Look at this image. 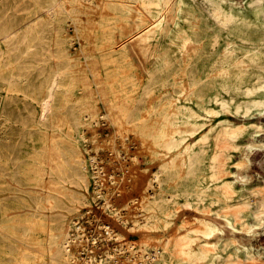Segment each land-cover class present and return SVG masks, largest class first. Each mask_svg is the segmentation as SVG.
<instances>
[{"label": "bare ground", "instance_id": "bare-ground-1", "mask_svg": "<svg viewBox=\"0 0 264 264\" xmlns=\"http://www.w3.org/2000/svg\"><path fill=\"white\" fill-rule=\"evenodd\" d=\"M103 1L108 9L121 17H125V13L133 7L130 2L133 0ZM193 1L196 2V0ZM201 1L207 3L208 15L212 17V23L204 19L201 6L190 5L188 0H180L177 5L176 17L173 18L172 26L167 32L163 33V21L159 17L160 19L153 22L154 25H148L130 37L131 39L135 36L134 39L143 48L145 56L151 54L154 57L150 62L151 66L147 68L148 74L143 85V95L155 90L156 84L165 80L169 74H176L179 67H175L174 64L178 60H182L183 72L190 79L189 92L185 93L188 98L194 95L196 101L201 104L210 101L212 97L226 111L232 109V101L235 103L236 111H240V107L243 108L242 112L245 116L251 114L247 108L257 106L258 113L261 114L264 112V62L259 61L258 58L264 51V35L262 34L263 37H261L262 42L257 43L253 34H257L258 31L250 27L259 22H261V26H264V0ZM68 4L69 0H32L27 5L17 0L14 6H11L8 0H0V9L7 6L5 9L7 17L0 24V58L11 57L8 60H0V234H6L4 222L7 221L8 210L5 208L4 202L9 196L8 187L18 189L21 186L18 170L19 158H16L12 149L7 147L10 135L17 126L16 121L20 118L14 115L16 110H13L12 106H16L21 100L17 98L18 93L23 96L30 95L28 86L31 87L32 83L28 81L39 80L37 85L41 88V92L36 98V106L30 110V116L42 131L44 145L38 156L40 162L37 166L38 188L34 196L27 200L29 208L27 213H29L31 221L40 226L39 232L47 235L45 248L50 254V258L57 262L56 264H60L58 263L60 261L63 264H75L74 248L76 250L78 246L86 244L88 237L86 238L85 228L77 221L78 218L73 216L77 213L81 214L77 209L80 205L87 204L90 182L94 181L95 185L100 184L99 179L103 175L100 164L98 163L96 167L94 165L96 156L90 159L91 164L88 159H85L83 154V149H85L84 132L79 113L75 108L69 110L67 114L68 129L66 133L53 132V111H57L56 96L66 86L65 67L53 66L48 59L55 53L60 57L67 55L65 49H57L53 53V25L61 23L62 11L66 10ZM142 6L148 9L152 16L159 12L157 0H142ZM232 22L244 25L246 34L228 36L221 42L220 35L213 25L225 26ZM261 32H264V28ZM195 42H198V45L193 44ZM120 49L125 50L126 45L122 44ZM34 54L43 57V66L38 62L18 60L21 56ZM194 57L197 58L193 59ZM202 59L203 62H201ZM33 72L42 75L28 76ZM25 74L27 75L25 76ZM211 75H214L213 84L209 80ZM211 87L215 89L212 94L209 93ZM222 90L228 93L230 102L221 95ZM177 116L185 117L188 125L185 131L187 135L195 134L202 126L198 123L200 114L188 104L176 105L169 121L173 122ZM249 127L254 132L252 139L241 144L237 143L236 138L244 134L248 136L251 133ZM215 128L213 126L204 132L196 142L186 144L183 150L176 152L153 171L145 190L150 187L154 188V191L150 196L143 194L142 198L139 197L141 198L140 204L138 203L139 209L144 212V219H132L130 228L138 230L141 227L151 228L161 225L163 222L157 218L159 217L158 212L163 214L167 205L175 201L180 194L185 197L184 204L186 206H194L199 210L205 211L207 204L217 202L219 211L216 216L221 217L225 226L222 228L211 219H206L211 216L200 218L198 221L199 231L203 238L198 239L194 235L188 237L183 243L180 242L179 252L183 249L193 255L195 264H240L242 259L241 264H264L261 252L254 251V244H248L243 240L245 236L255 235L259 230L264 231V188L251 189L245 192L246 195L241 193L236 196L239 191L235 185L236 182L245 184L251 179L243 173L246 164L250 162L246 151L264 147V141L254 140L258 132L264 130V123L243 121L236 124L227 118H222L217 122V129L214 133ZM64 135L69 136L70 140H65ZM159 135L158 133L157 136L159 137ZM211 135L216 138V149L210 152L212 155L208 157L211 158L208 166L214 170L210 174V178H206L202 170L206 167L204 159L209 153L207 139ZM174 137L175 133L170 135V138ZM147 143L149 144V142ZM177 145L172 139L168 142L170 150ZM231 147L242 151L240 158L234 161L235 170H229L226 165L229 158L227 150ZM138 153L140 152L138 151ZM89 166H93L94 171H91ZM181 169L183 170L182 182L178 181L182 174L180 173ZM138 172L135 173L139 174ZM228 173L234 179L223 176ZM141 174L144 175V173ZM143 178V181L146 182L145 177ZM134 185L132 188L135 187ZM140 187L142 188L141 185ZM165 191H169L167 197L164 195ZM94 193L103 197L102 191L96 186ZM235 197L237 200L230 201V198ZM104 206L109 208L110 213H113L117 221L111 224L108 221L105 222L97 227V232L104 237L106 242L119 241L125 235L123 225H126L127 222L121 220L120 223L123 227L118 224L120 221L119 212H111L112 208L108 197L104 199ZM188 206L187 208H190ZM184 210L185 208L182 211L184 212ZM65 211H71L73 216L69 217ZM134 212H136L135 208ZM198 215L196 216L198 217ZM249 215L254 218V223L248 220ZM224 227L239 235L228 232V235L222 239H213L218 234H226ZM196 228L198 227L196 226ZM23 231L24 233L28 232L29 228ZM144 231L148 232L145 229ZM174 233L172 235H176ZM152 242L149 239L132 237L119 247L108 245L106 250L98 253L94 250L86 262L87 264H115L110 263L108 259L114 256L117 249H125L133 254L137 248L140 252L137 262L140 264H175L170 239ZM229 246H233L234 249L223 255L222 252ZM93 247L94 245L90 248ZM128 257L130 258V255ZM23 261L24 264H33L31 258L28 257Z\"/></svg>", "mask_w": 264, "mask_h": 264}, {"label": "rangeland", "instance_id": "rangeland-1", "mask_svg": "<svg viewBox=\"0 0 264 264\" xmlns=\"http://www.w3.org/2000/svg\"><path fill=\"white\" fill-rule=\"evenodd\" d=\"M20 1L27 5L32 2V0ZM179 1L157 0L159 12L152 16V13L142 6V0H133L130 1L133 7L125 13V17H121L108 9L103 0H69V6L67 5L66 10L62 11L61 23L53 25V53L57 49H65L67 52L66 56L60 57L55 53L53 57L48 59L53 66L60 65L65 67L66 86L56 96L57 111H53V132L66 133L68 129L67 114L69 110L75 108L79 113L81 127L84 132L85 149H83V154L85 159H88L89 164H91L90 159L96 156L94 165L96 167L99 163L103 171V175L100 177L101 180L99 179L100 184L95 185L94 181L90 182L88 202L77 208L81 214L77 213L73 216L71 211H65V214L69 217L78 218L77 221L83 225L86 231V238L88 237L84 246L80 245L76 250L74 248L75 264H87L86 259L94 250L98 253L106 250L108 245L119 247L132 237L149 239L150 242L153 241L152 243L170 239L175 264H195L194 262L196 261H193V255L183 249L179 252L180 242L183 243L188 237L193 235L198 237V239L203 238L199 231L200 225L198 223L202 217L211 216L206 219H211V221L222 228L225 226L221 217L216 216L219 211V203L207 204L205 211L199 210L194 206L187 205L190 207L187 208L184 204L185 197L180 194L175 201L167 205L163 214L158 212L159 217L157 218L163 222L161 225L151 228L141 227L138 230L130 228L132 219H144V212L140 211L139 204L143 194L150 196L151 192L154 191V188L148 187L147 190L145 188L151 174L161 163L167 161L176 152L183 150L186 144L196 142L197 138L213 126L216 127L215 133L217 122L222 118H227L236 124L243 121L264 123V112L259 114L257 106L247 108V111L251 114L245 116L242 112L243 108L240 107V111H236L234 108L235 103L232 101V109L226 111L212 97L210 101L201 104L196 101L194 95L188 98L185 93L189 92L190 79L183 72L182 60H178L174 64L175 67H179V71L176 74H169L165 80L156 84L155 90L143 95V85L148 74L147 68L151 66L150 62L154 57L151 54L145 56L143 48L134 39L135 36L131 39L130 37L143 30L146 26L154 25L153 22L160 18L163 21V33L167 32L169 27L172 26L173 18L176 17ZM16 2L17 0H8L11 6H14ZM188 3L201 6L204 19L212 23V17L208 15L207 3H203L201 0H196V2L188 0ZM6 7L0 9V24L7 17L5 13ZM252 26L250 28H255V31L256 29L258 31L257 34H253L255 36L254 40L257 43L262 42L261 37H263L262 34L264 35V32H261V30L264 26H261V22L252 24ZM213 27L218 31L221 42L228 36L246 34V27L239 22L227 23L225 26L216 24ZM75 44L80 45V47L76 48ZM122 44L126 45L125 50L120 49ZM189 44L192 45L190 42ZM189 44L187 45L190 46ZM193 44L198 45V42ZM10 58L4 56L0 60H8ZM196 58L194 57L193 59ZM18 60L21 62H38L40 65L44 64L43 57L39 54L21 56ZM258 60L264 62V51L260 53ZM201 62H203V59ZM211 71L213 72V69ZM40 75L42 74L35 72L28 74L31 77ZM209 80L213 84L214 75H211ZM28 82L32 83L31 87L28 86L30 95L23 96L18 93L17 98L21 100L16 106H12L13 110H16L14 115L20 118L16 121L17 126L10 135L8 146L6 145L12 149L14 156L19 158L18 170L21 186L18 189H10L8 187L9 196L4 202L5 208L8 210V218L4 222L6 234H0V264H24L23 259L27 257L31 258L33 264L57 263L50 258V254L45 248L47 244L45 237L47 235L39 232L40 226L32 222L28 215L29 213H27L29 212L27 200L34 196L38 188L36 182L37 166L40 163L38 156L44 145L42 131L32 121L30 116V110L36 106V98L41 92V88L37 85L39 80L32 79ZM214 92L215 89L211 87L209 93L212 94ZM221 95L226 100H229V95L226 91L222 90ZM178 104H188L200 114L198 123L202 124V126L195 134L187 135L185 133L188 125L184 116H177L173 122L169 121ZM248 129H250L251 133L248 136L244 134L236 138L237 143L241 144L248 139H252L254 132L250 127ZM158 133L160 134L159 137L157 136ZM173 133H175V137L170 138ZM64 139L70 140V137L64 135ZM170 139L178 144L177 147L171 150L168 148ZM207 140L209 144L208 152L210 153L216 149V138L211 135ZM254 140L257 142L264 141V130L259 131ZM209 153L204 159L206 167L202 170L206 178H210V174L214 170L208 166L211 161V158L208 157L212 155V153ZM227 153H229V158L226 165L229 170H235L234 161L240 158L242 151L231 147L228 148ZM246 155L250 162L246 164L243 173L251 179L245 184H242V182L235 183L239 191L236 196L241 193L246 195L247 193L245 192L251 189L264 188V147L248 150ZM89 168L94 171L93 166H89ZM141 173H144L145 176ZM180 173L182 174H180L178 181L183 180L182 169ZM230 175L228 173L223 176L234 179ZM143 177H145L146 182L143 181ZM133 185L135 187L132 188ZM95 186L102 191L103 197L95 195ZM168 194L169 191L164 192L165 197ZM140 196L141 198H139ZM105 197L110 200L111 212H119L120 221H118V224L121 225V220H126L127 222L126 225H123L124 227L121 225L126 236L124 235L121 240L116 242H106L104 237L97 232V227L105 222L108 221L111 224L117 221L113 213H110L109 208L104 206ZM235 200H237L236 197L230 198V201ZM134 208L136 212H134ZM184 208L186 211L184 210L183 212ZM183 213L185 216L182 215ZM248 220L254 223L252 215L248 216ZM28 228L29 231L24 233L23 230ZM224 228L226 234H218L213 239H222L228 235V232L229 234L239 235L227 227ZM144 229L148 230V232L144 231ZM139 230L143 231L138 232ZM173 233L176 235H172ZM94 237L96 238L94 239ZM243 240L248 244H254V251L261 252L264 258L263 230H259L255 235L245 236ZM94 242L95 244H93ZM92 245L94 247L90 248ZM233 249V246H229L222 254L226 255ZM137 252V248L133 254L125 249H117L114 252V256L108 260L110 263L115 264H140L137 262L140 252ZM129 255L130 258L128 257ZM242 261L243 259L241 263ZM58 263L63 264L62 261Z\"/></svg>", "mask_w": 264, "mask_h": 264}, {"label": "crops", "instance_id": "crops-1", "mask_svg": "<svg viewBox=\"0 0 264 264\" xmlns=\"http://www.w3.org/2000/svg\"><path fill=\"white\" fill-rule=\"evenodd\" d=\"M78 44H79V42H78ZM78 44H77V45L75 44L74 46H75L76 48L80 47V45H78Z\"/></svg>", "mask_w": 264, "mask_h": 264}]
</instances>
